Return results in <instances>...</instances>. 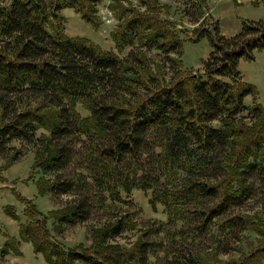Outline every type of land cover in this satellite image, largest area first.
Instances as JSON below:
<instances>
[{
	"label": "trees",
	"instance_id": "trees-1",
	"mask_svg": "<svg viewBox=\"0 0 264 264\" xmlns=\"http://www.w3.org/2000/svg\"><path fill=\"white\" fill-rule=\"evenodd\" d=\"M94 5L93 0H0V157H19L20 149L8 155L12 141L34 145L33 167L44 177L41 193L76 196L53 218L54 232L88 221L92 209L113 215L91 229L90 245L66 248L47 229V217L30 207L33 216L26 214L18 235L47 264H149L144 234L129 244L116 240L135 226L124 212L112 210L132 206V190L148 191L151 206L161 204L171 222L190 224L196 218L202 233L244 199L247 178L264 177V110L254 97L245 102L255 96L254 86L237 70L240 59H253L252 52L264 48V22L242 20L230 37L220 33L217 22L196 29L194 41L206 37L211 46L202 72L168 84L152 77L145 86L136 75L144 55L130 51V59H122L88 38L64 33L62 9L71 8L93 25ZM125 29L130 38L141 37V47L181 56V39L162 20L132 16ZM128 94L139 97L129 100ZM81 100L90 112L87 122L73 107ZM39 128L47 135H37ZM74 162L75 173L67 179L63 173ZM212 171L217 174L208 179ZM4 213L18 222L12 206ZM233 218L249 230L247 215ZM234 249L240 256L223 264L264 261V244L247 252ZM0 252L18 254V239L7 238ZM212 252L190 254L187 264H209L217 256Z\"/></svg>",
	"mask_w": 264,
	"mask_h": 264
},
{
	"label": "rangeland",
	"instance_id": "rangeland-1",
	"mask_svg": "<svg viewBox=\"0 0 264 264\" xmlns=\"http://www.w3.org/2000/svg\"><path fill=\"white\" fill-rule=\"evenodd\" d=\"M93 3V25L85 22L71 8L60 11L64 33L69 37L88 38L122 59H130V51L138 56L144 55L146 63L136 68V75L145 86L154 81L152 77L159 84H168L179 77L202 72V61L207 58L211 46L206 37L194 41L196 29L212 28L217 22L220 33L230 37L238 33L242 20L264 22V0H93ZM143 15L152 20H162L181 39V56L175 53L168 55L176 60V64L155 49L141 47L139 33V37L130 38L125 35L127 20L132 16ZM122 31L123 39L119 38ZM252 55L253 59H240L237 70L245 82L254 86L255 96L248 95L245 102L251 104L255 98L264 110V48L254 50ZM126 97L137 100L139 96L135 95L134 98L128 94ZM73 107L80 121L89 120L90 112L84 101L74 102ZM45 112L49 114V111ZM250 124L247 119L245 127H250ZM47 133L44 128L37 130V135ZM76 147L81 148L80 145ZM17 149L21 150V154L15 161H11L10 157H0V249L4 247L7 238H15L18 239V254L12 252L3 256L0 252V264H47L41 254L33 251L31 243L20 241L18 235L19 223L27 222L26 214L33 216L30 207L36 208L40 217H47V229L66 248L90 245L91 229L101 226L113 215L109 211L92 209L88 221L70 225L61 234L54 232L53 218L76 196L41 193L38 184L44 187V177L33 167L35 146L12 141L8 155ZM82 151L80 149V153ZM76 166L74 162L65 169L63 174L67 179L72 178ZM216 174V171H212L207 177L212 179ZM245 187L244 199L232 204L226 214L213 220L202 233L196 228V218L190 224L171 222L161 204H156L154 208L151 206L148 191L132 190L134 204L130 207L116 206L112 210L124 212L135 226L123 232L116 240L129 244L138 234H144L145 240L149 242V264H187L190 254L210 257L214 253L212 251L217 256L209 264H223L237 259L240 255L235 247L239 246L241 252H247L251 247L264 244V177L252 174L246 179ZM87 199L90 206L94 205L90 195ZM203 202L207 205L212 203L211 199H204ZM107 205L108 209L112 206L110 203ZM6 206L14 208L18 222L4 213ZM237 214L248 216L249 230H241L234 223L233 217Z\"/></svg>",
	"mask_w": 264,
	"mask_h": 264
}]
</instances>
